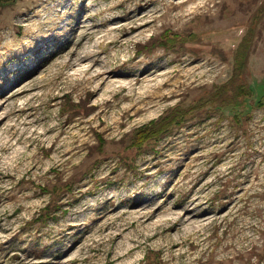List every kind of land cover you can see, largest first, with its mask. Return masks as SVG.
<instances>
[{
  "label": "rangeland",
  "instance_id": "obj_1",
  "mask_svg": "<svg viewBox=\"0 0 264 264\" xmlns=\"http://www.w3.org/2000/svg\"><path fill=\"white\" fill-rule=\"evenodd\" d=\"M241 86L264 88V0L0 1V264H264Z\"/></svg>",
  "mask_w": 264,
  "mask_h": 264
},
{
  "label": "trees",
  "instance_id": "obj_2",
  "mask_svg": "<svg viewBox=\"0 0 264 264\" xmlns=\"http://www.w3.org/2000/svg\"><path fill=\"white\" fill-rule=\"evenodd\" d=\"M165 34H161L162 38ZM239 69V66H238ZM241 91L245 94V96H243V100L245 101L244 105H241L240 102L236 103H232V104H228L226 106H230L232 109L235 110V113L232 114V119L234 120V122L238 123L239 121H241L243 119V117H249L251 114V111L253 110V108L255 107H262L264 106V88L263 91L260 95V97L258 98V100L255 103H252L250 101V97H248L246 95V89L245 87L241 86L240 87ZM247 100V102H246ZM250 106L251 109H249L246 112H243L242 109L246 108L247 106ZM66 105H64L63 110H65ZM78 105L75 104L74 108H77ZM226 109L225 106L219 107L216 109V111L219 114V117H223L225 115L224 110ZM69 111V109L66 110V112ZM168 112L165 114L167 115ZM179 115V113H175L174 115H167V117H163L157 121H151L149 124L139 128L136 130L131 142L129 146H133V147H140L141 145H143L146 141L156 138L158 137L161 133L165 132L168 130V128L172 125V123L174 122V120L177 118V116ZM97 140H98V145L99 144H104L105 143V139L102 138V136L100 134H97ZM124 140L121 139V142H123ZM103 148V146L101 147V149Z\"/></svg>",
  "mask_w": 264,
  "mask_h": 264
},
{
  "label": "bare ground",
  "instance_id": "obj_3",
  "mask_svg": "<svg viewBox=\"0 0 264 264\" xmlns=\"http://www.w3.org/2000/svg\"><path fill=\"white\" fill-rule=\"evenodd\" d=\"M178 5L180 6L181 3L178 4ZM105 72H106V71H102V72H99V74L97 73L96 75H97V76H101V75H103V76H101V77H99V78H105V77H104ZM108 75H109V74H108ZM97 76H96V77H97ZM143 78H144V77H143ZM141 102H142V101H141ZM138 103H139V102H138ZM138 103H137V105H138ZM139 106H140V105H139ZM134 107H135V105H134ZM90 109H91V108H90ZM135 110H136V109H135ZM145 214H146V213H144L143 215H145Z\"/></svg>",
  "mask_w": 264,
  "mask_h": 264
},
{
  "label": "water",
  "instance_id": "obj_4",
  "mask_svg": "<svg viewBox=\"0 0 264 264\" xmlns=\"http://www.w3.org/2000/svg\"><path fill=\"white\" fill-rule=\"evenodd\" d=\"M1 2H11L13 0H0Z\"/></svg>",
  "mask_w": 264,
  "mask_h": 264
}]
</instances>
